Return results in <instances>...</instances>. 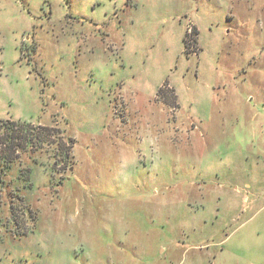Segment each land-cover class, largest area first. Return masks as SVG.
I'll list each match as a JSON object with an SVG mask.
<instances>
[{"label": "rangeland", "instance_id": "1", "mask_svg": "<svg viewBox=\"0 0 264 264\" xmlns=\"http://www.w3.org/2000/svg\"><path fill=\"white\" fill-rule=\"evenodd\" d=\"M9 123L0 264H264V0H0Z\"/></svg>", "mask_w": 264, "mask_h": 264}, {"label": "trees", "instance_id": "2", "mask_svg": "<svg viewBox=\"0 0 264 264\" xmlns=\"http://www.w3.org/2000/svg\"><path fill=\"white\" fill-rule=\"evenodd\" d=\"M185 36H187V35H185ZM186 39H187V37H186ZM184 40H185V37H184ZM9 124H10V133H9V135H10V139H7V138H5V139H1V140H0V144H2L5 148H10L11 150H13V148H14V146H15V144H16L15 141H14V140H15V139H14V138H15V133L13 132V129H12V126H11V125H13V124H12V123H9ZM8 129H9V128H8ZM18 129H19V130H23V129H20V128H18ZM18 129H17V130H18ZM19 130H18V131H19ZM25 130H26L25 132L27 133V130H28V129L25 128ZM12 132H13L14 134H13ZM1 158H2V157L0 156V160H1ZM3 159H5V160L2 162L3 164H7L8 162L11 163V162L13 161L12 157L10 156V158H9L7 155H6ZM3 166H4V165H3Z\"/></svg>", "mask_w": 264, "mask_h": 264}, {"label": "built area", "instance_id": "3", "mask_svg": "<svg viewBox=\"0 0 264 264\" xmlns=\"http://www.w3.org/2000/svg\"><path fill=\"white\" fill-rule=\"evenodd\" d=\"M187 34L190 36L192 34V25L187 26Z\"/></svg>", "mask_w": 264, "mask_h": 264}]
</instances>
